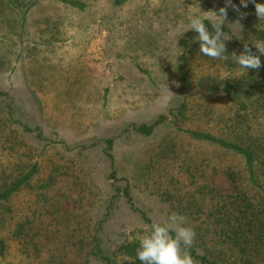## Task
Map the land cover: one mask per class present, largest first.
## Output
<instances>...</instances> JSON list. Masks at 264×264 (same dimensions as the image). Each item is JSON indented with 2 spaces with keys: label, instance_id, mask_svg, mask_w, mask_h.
<instances>
[{
  "label": "rangeland",
  "instance_id": "rangeland-1",
  "mask_svg": "<svg viewBox=\"0 0 264 264\" xmlns=\"http://www.w3.org/2000/svg\"><path fill=\"white\" fill-rule=\"evenodd\" d=\"M231 3L239 18L226 0H0V188L38 167L0 203V264H107L98 245L123 264L120 244L149 229L141 210L167 223L178 213L168 194L202 203L198 188L226 168L243 171L240 154L189 133L242 140L264 123L251 101L238 111L199 85L247 73L230 57L204 56L198 34L188 33L189 15L213 22L227 7L225 54L242 52L252 11ZM160 115L166 119L151 135L135 129ZM179 214L193 228V216Z\"/></svg>",
  "mask_w": 264,
  "mask_h": 264
},
{
  "label": "trees",
  "instance_id": "trees-1",
  "mask_svg": "<svg viewBox=\"0 0 264 264\" xmlns=\"http://www.w3.org/2000/svg\"><path fill=\"white\" fill-rule=\"evenodd\" d=\"M125 1L127 0H115V3L121 4ZM71 2L80 5L77 1ZM256 2L264 3L257 0ZM247 8H250L252 13L246 17V22H248L246 39L249 46L252 47V51L256 53L257 50L252 46V41L264 40V20H258L255 5L252 2H248ZM229 15L239 18L240 12H232ZM204 22L211 31L212 22L209 20ZM222 30L230 31L225 24ZM193 32L195 31L188 33L192 34ZM180 42L184 47H187L188 43L185 38H182ZM260 59L264 65V55H261ZM180 60L178 75L183 80L185 87L184 53L180 55ZM199 85L207 90L221 92L228 96L235 105H238V111L246 109L251 101L256 104L257 110L264 114V66L258 71L249 69L242 76L225 80L223 84L214 83L212 77H202L199 80ZM165 119V115H160L155 122L142 123L135 126V129L145 135H151L156 126ZM24 128L27 131H34L29 126H24ZM189 133L195 138L210 141L240 154L244 158V164L243 171L233 167L226 168L217 178L203 188H198L193 196L197 198V195L201 194L202 203L195 201L192 205V203L184 202L185 194L181 196L179 192L174 195L168 194L178 213L188 212L189 216H193L192 220L196 221L192 224L196 233L195 242L187 251L198 264H264V123H261L256 134L246 133L242 140H232L197 130L189 131ZM106 143L111 148L113 139L107 138ZM37 168V163H35L22 175L7 181L0 188V203L7 201L19 190L34 175ZM124 194L129 201H132L128 187L124 189ZM187 203L189 205H186ZM140 212L150 228L154 222L144 211ZM15 234L18 237L23 235V242H28L25 239L28 234H25L22 227H19ZM138 247L139 241L136 238L120 244L118 251L132 260H127L123 264H141L138 259H135ZM97 249L95 255L104 259L107 264H112L110 257L102 254L99 245ZM5 251V241L0 237V255L2 257ZM4 264L14 263L8 261Z\"/></svg>",
  "mask_w": 264,
  "mask_h": 264
},
{
  "label": "clouds",
  "instance_id": "clouds-1",
  "mask_svg": "<svg viewBox=\"0 0 264 264\" xmlns=\"http://www.w3.org/2000/svg\"><path fill=\"white\" fill-rule=\"evenodd\" d=\"M249 0H240L241 6L247 8ZM255 5V13L258 20H264V3H257L251 0ZM226 5L231 6L239 12V8L226 0ZM216 16L215 21L211 23V31L205 24V19H211L207 16L191 14L187 17L190 24L189 29L194 30L198 35L196 39L200 44V53L211 59H229L244 70H259L262 66L260 56L264 55V40L252 41V46L257 50L252 51L248 43H244L243 51L237 54L232 52L231 56L226 55V46L224 40V23L227 18V7H221L219 12H213ZM242 17L246 13L241 14ZM188 29V30H189ZM185 217L179 213L173 212L168 217L165 224L153 223L145 234L139 235L136 239L139 241V247L136 249V258L141 264H195L191 254L187 249L191 248L195 237V231L192 227L184 226ZM174 233V235H173ZM132 261V260H129Z\"/></svg>",
  "mask_w": 264,
  "mask_h": 264
}]
</instances>
